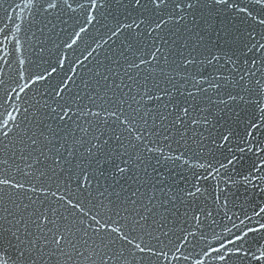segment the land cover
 Instances as JSON below:
<instances>
[{"label":"snow or ice","instance_id":"snow-or-ice-1","mask_svg":"<svg viewBox=\"0 0 264 264\" xmlns=\"http://www.w3.org/2000/svg\"><path fill=\"white\" fill-rule=\"evenodd\" d=\"M24 7L0 66V264H264V0ZM232 209L254 226L203 243Z\"/></svg>","mask_w":264,"mask_h":264},{"label":"water","instance_id":"water-1","mask_svg":"<svg viewBox=\"0 0 264 264\" xmlns=\"http://www.w3.org/2000/svg\"><path fill=\"white\" fill-rule=\"evenodd\" d=\"M27 2L28 0H0V66L4 65L3 58L5 56V53L9 52L11 53V55L7 57L9 62L12 63V66L14 68L19 67V65L15 62L17 56L20 55L19 52L15 51L16 40L19 39L21 41V44L26 43V35L28 34L29 22L32 20L30 11L24 7ZM5 9H7L6 12ZM17 28H19L20 31H17ZM5 35L9 37L8 40L4 39ZM2 111L3 109H0V112ZM246 210L247 209H232V211L229 213V215L231 216V221L224 219L223 214L216 217V224L211 223V221H207V226L202 229V231L207 233V240L203 243H212L213 247H217L218 244L216 243V239L213 237L212 233L215 232L220 235H227L223 232V225L225 224L229 228H232L233 222H235L241 228L244 227V224H247L250 227L254 226L253 221L256 219V217H253L252 221L245 220L243 212ZM247 211L251 216V211ZM233 212L235 213V215H232ZM241 220L244 221V224L240 223ZM232 230L236 231V229ZM197 238H199V234ZM183 250L184 249H182V251ZM214 256L215 253L211 254L210 257H201L194 254L188 260L182 259L179 262H177L176 260H170L168 264H196L197 260H202V264H222V262H220L219 260L213 259L212 257Z\"/></svg>","mask_w":264,"mask_h":264}]
</instances>
